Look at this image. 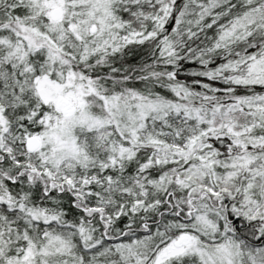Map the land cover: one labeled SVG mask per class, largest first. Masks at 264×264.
I'll return each mask as SVG.
<instances>
[{
	"label": "snow or ice",
	"instance_id": "snow-or-ice-1",
	"mask_svg": "<svg viewBox=\"0 0 264 264\" xmlns=\"http://www.w3.org/2000/svg\"><path fill=\"white\" fill-rule=\"evenodd\" d=\"M0 264H264V0H0Z\"/></svg>",
	"mask_w": 264,
	"mask_h": 264
}]
</instances>
